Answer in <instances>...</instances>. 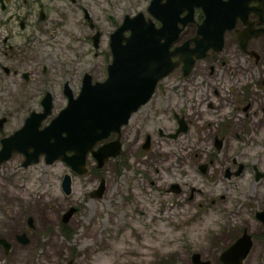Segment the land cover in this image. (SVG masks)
<instances>
[{
	"label": "flooded vegetation",
	"instance_id": "obj_1",
	"mask_svg": "<svg viewBox=\"0 0 264 264\" xmlns=\"http://www.w3.org/2000/svg\"><path fill=\"white\" fill-rule=\"evenodd\" d=\"M36 1L37 7L41 8L38 13L39 19L48 16L50 10L64 9L60 8L55 0ZM5 2L10 3L7 0H0L2 10ZM12 4L16 9L21 8L16 2ZM247 6L244 17L237 18L233 27L224 31L222 44L217 42V45L201 50L199 47L195 49L194 42L190 40L195 36L198 24L203 18L201 10L195 8L193 21L183 26L177 39L169 47L170 51L176 52L171 56L173 69L157 81L149 99L131 114L119 131L111 132L108 137L93 146V150H96L117 140L120 143L117 153L108 157L100 167L91 152L86 156V160L90 157L95 161L97 172L101 171L107 163L123 154V140L127 138L138 143V146L135 151H129V156L120 166L121 169L130 158L144 166L148 162L150 173L156 163L160 164V168L169 177L152 180L148 188L141 184L142 178L141 181L135 178L138 182L130 187L133 193L146 192L139 195L141 197L139 200L131 196V207L138 213L144 226L135 219L132 211L131 216L127 218L131 222L140 223L136 232L141 231L147 238H150L148 233H151L161 239L158 244L148 243L146 248L159 252L175 249L167 243L171 236L165 229L168 222L175 221L177 224L175 232L182 240L175 250L180 252L182 250L183 254L188 256L185 260L187 264H264V0H249ZM83 13L87 25L92 27L94 23L85 11ZM183 15L184 13L181 14ZM126 16L132 17L124 14L115 23L113 17L109 15L114 28L107 35L108 60L99 71L101 79L91 70L84 71L81 73L76 94L73 93L68 77L61 80L59 85L61 98L56 97V93L49 89L42 92L37 100V106L29 109L30 112L23 118L22 124L11 132L0 134V149L3 138L20 129L26 117L32 112H42L49 101L50 112L41 121L38 130L47 126L68 104V92L73 97L78 95L85 74H88L92 82L105 79L107 66L112 59L111 35L124 23ZM144 17L147 18L145 15ZM18 18V26L22 29L26 20ZM48 22L51 23L52 20ZM156 25L159 23L156 22ZM98 26L101 28L102 24ZM20 32L22 34H18L24 38L26 33ZM102 34L96 29L95 34L89 39L94 47L98 46ZM128 34V31L123 32L124 36ZM61 37L66 38L65 35L58 36ZM67 47L66 43V50ZM1 53L6 56L3 50ZM3 69L8 72L7 67L3 66ZM29 75V71L20 72L24 81ZM169 92L176 96H171ZM155 93H158L157 98L162 102V108H157L156 111L152 104L151 112L158 116L155 115L153 119L149 117L151 129L148 130L149 125L145 124L142 130L135 129L130 123L137 120V112L141 108L147 104L151 105ZM56 104L59 105L56 107L58 110L53 114ZM141 115L146 117V112ZM6 122V116L0 115V132ZM62 135H65V132H62ZM155 137L161 140V145L156 151L151 150L150 143ZM153 144L156 148V144L154 142ZM13 154L21 157L19 164L25 168L39 162L40 159L45 164L56 161L47 163L44 155H41L37 162L23 165L24 155L13 151L6 160L0 162V168L9 163ZM70 154L72 151L67 150L66 155ZM87 171L86 167L85 173ZM64 174L60 180V188L68 196V192H64L61 185ZM124 175L129 176L126 173ZM143 178L148 180L146 177ZM101 180L103 190L99 196H95L94 191ZM139 183L142 187L137 188ZM105 191V179L101 176L90 196L102 200L105 196L107 199L110 194L106 196ZM112 198L115 201L121 199L117 192L112 194ZM67 210L68 207L61 214L62 228L68 226V218L63 220ZM153 219L166 225H150L149 222ZM120 221L121 215L115 218L112 215L110 225L116 235L121 230ZM106 223L109 224L110 221L108 217H103L101 226L104 227ZM23 228L13 234L14 240L22 246L29 243V232L34 230L31 214L26 215ZM63 233L68 235L65 230ZM22 234L24 237L18 238ZM1 238L6 239L10 246L5 251L3 243L0 242V251L8 254L12 246L11 241L0 234ZM22 239L26 241L22 242Z\"/></svg>",
	"mask_w": 264,
	"mask_h": 264
},
{
	"label": "rangeland",
	"instance_id": "obj_2",
	"mask_svg": "<svg viewBox=\"0 0 264 264\" xmlns=\"http://www.w3.org/2000/svg\"><path fill=\"white\" fill-rule=\"evenodd\" d=\"M7 1L10 3L5 2L4 9L0 8V115L7 118L0 134L19 127L29 109L37 106V100L45 90H52L56 97L61 98L59 85L66 77L74 94L78 92L82 72L91 70L101 79L99 71L108 60L107 35L114 28L109 15L115 23L124 14L133 16L139 11L149 17L146 10L149 0H55L64 9L50 10L44 19L38 18L41 8L37 7L36 0H26L24 3L22 0ZM13 2L21 8L16 9ZM83 11L94 23L92 27L87 25ZM18 17L26 20L22 29L18 26ZM98 24H102V27ZM96 29L103 34L98 46L94 47L89 39ZM20 31L26 33L24 38H21ZM61 35L67 37L58 38ZM2 50L6 56L2 55ZM3 66L8 68V72L4 71ZM22 71L30 72L26 81L20 76ZM157 97L158 93H155L151 105L147 104L137 112V120L130 123L135 129L142 130L143 124L149 125L148 130L151 129L149 117L153 119L157 115L151 112L152 104L155 110L162 108V102ZM58 104L53 108V114L58 110ZM144 111L146 117L141 115ZM155 140L150 142L154 151L161 145L159 137H155ZM137 146L138 143L126 138L123 140V154L98 172L95 161L88 157V171L81 175L71 171L61 160L45 164L40 159L25 168L19 164L21 157L13 154L9 163L0 168V234L9 238L12 244L8 254L0 251V264H187L185 260L188 256L182 250H175L182 243L175 232V221L168 222L165 228L171 236L167 243L175 249L160 252L146 250L148 243L158 244L161 239L151 233L147 238L141 231H135L139 229L141 221L131 207V196L139 200V195L146 193L130 191V187L138 182L135 178L139 181L142 178L141 184L148 188L152 180L169 177L160 164L156 163L150 173L148 162L144 166L133 158L121 169L129 151H135ZM140 152L142 154V150ZM64 173H68L71 179L68 196L60 188ZM125 173L129 176H125ZM101 176L105 179L106 196L110 194L109 198L104 196L103 200L90 196ZM141 184L137 188L142 187ZM116 192L121 197L117 201L112 198ZM67 207L74 210L68 218V226L62 228L61 214ZM130 211L140 223L127 218L131 216ZM28 214L33 216L34 230L29 232V243L22 246L14 240L13 234L24 229ZM112 215L114 218L121 215V230L117 235L110 225ZM103 217H108L110 221L104 227L101 226ZM149 223L153 226L166 225L154 219ZM64 230L68 235H64Z\"/></svg>",
	"mask_w": 264,
	"mask_h": 264
},
{
	"label": "water",
	"instance_id": "obj_3",
	"mask_svg": "<svg viewBox=\"0 0 264 264\" xmlns=\"http://www.w3.org/2000/svg\"><path fill=\"white\" fill-rule=\"evenodd\" d=\"M248 1L151 0L147 7L150 17L145 18L141 12L131 18L126 16L124 23L111 35L112 59L105 79L92 82L85 74L78 95L73 97L68 92L66 107L40 130L38 126L50 112V102L42 112H32L20 129L2 139L0 162L13 151L24 155L23 165L37 162L44 155L47 163L61 160L71 171L81 175L86 171L87 153L91 152L100 167L117 153L120 143L112 141L96 150L93 146L111 132L119 131L131 114L149 99L157 81L173 69L171 56L176 52L169 47L183 26L193 21L194 9L199 8L203 18L190 40L195 49L201 50L217 42L222 44L224 31L247 13ZM124 31L129 34L124 36ZM67 150L72 154L66 155ZM70 184V175L65 173L61 183L64 192L69 193ZM102 190L103 180L94 195L99 196ZM73 210L68 208L64 221ZM21 237L24 234L18 238ZM0 242L7 251L10 245L6 239L1 238Z\"/></svg>",
	"mask_w": 264,
	"mask_h": 264
}]
</instances>
